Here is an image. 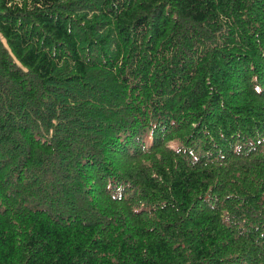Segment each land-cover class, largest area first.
I'll use <instances>...</instances> for the list:
<instances>
[{"label": "trees", "instance_id": "1", "mask_svg": "<svg viewBox=\"0 0 264 264\" xmlns=\"http://www.w3.org/2000/svg\"><path fill=\"white\" fill-rule=\"evenodd\" d=\"M0 264H264V0H0Z\"/></svg>", "mask_w": 264, "mask_h": 264}]
</instances>
